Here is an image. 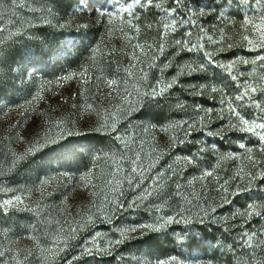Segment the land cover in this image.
I'll use <instances>...</instances> for the list:
<instances>
[{"label": "rangeland", "instance_id": "1", "mask_svg": "<svg viewBox=\"0 0 264 264\" xmlns=\"http://www.w3.org/2000/svg\"><path fill=\"white\" fill-rule=\"evenodd\" d=\"M249 3L252 9L242 5L240 0H183L175 13L181 21L180 27L169 39H187L191 30L195 42L197 29L190 28L183 21L189 10L204 11L206 15L200 17V23L209 34L220 40L219 30L224 29L223 47L233 45L216 57L217 63H227L234 58L252 60L257 52L249 50L246 43L239 46L240 33L243 32L240 24L244 16L256 15V9L261 7L260 0H249ZM123 6L124 0H17L16 4L12 0H0V13H3L0 15V39L4 41L0 45V70L3 71L0 75V172L4 173L0 176V202L13 195H22L24 199L23 206L5 215L0 213V251L9 256L16 252L23 256L30 251L33 256L29 260L38 264L39 248L53 247V238L59 229L68 228L69 222L78 221L79 214L88 211L93 200L91 185L103 186L114 167L111 157L115 154L118 158L121 154L114 147L111 135L93 128L103 122L106 113L119 103L118 96L113 99L115 93L109 95L107 80L117 79L120 91L124 92L126 85L123 81L127 77L124 69L133 64L130 59L133 49L126 47L129 42L119 31L124 27L121 23L124 14L118 12ZM83 13L87 15L82 16ZM107 13H112V24H109L110 17L105 16ZM45 20H51V24L44 23ZM26 21H31L34 27H26ZM150 21L153 17L146 16L142 23ZM233 21L236 22L235 27ZM66 23V27L57 26ZM83 24L87 26L80 27ZM110 27L113 28L111 37L108 35ZM17 30L23 35L9 39V32ZM138 42L153 44L156 35L142 30ZM202 42L208 44L207 38ZM208 50L212 51L210 44ZM136 51L139 54V50ZM177 51L168 47L163 54L156 52V63L161 67L169 62L172 64L164 73L169 81L177 76L181 66L188 63L201 62L205 66L204 71L179 76L178 84L170 90L167 98L145 99L138 111L118 125L126 139L132 137L135 141L130 143V148L139 150L143 144L145 152L156 148L157 152L166 153L156 167L157 171L166 173V186L145 202L147 208L124 209L112 224L98 222L80 233L79 239L71 242L74 247L61 264H66L74 255H80V249L75 245L82 244L95 232L114 240L119 238V228L152 222L155 204L163 205V211L169 214L190 208L195 215L197 205L203 207L205 201L209 212L211 207H217L216 217L220 223L206 219L203 223L172 224L164 231L142 236L133 234V238L116 246L111 255H80L74 264H124L120 258L127 260L132 255L144 256L151 261L175 256L181 264L264 262V250L244 247L238 242L242 231L260 232L264 229V217L252 216L247 222L245 217L238 216L235 221L231 219L233 213H246L250 204L257 205V210L264 212V179L255 181L247 191L233 196L229 193V203L224 204L222 197L225 193L219 190L220 185L224 180H230L239 168L247 170L248 161L246 158L243 163L225 160L220 162L219 168L216 167L221 155L235 153L243 156L245 154L239 145L255 147L257 140L247 133L227 132L226 129L223 136L207 135L208 131L219 132L222 124H227L219 116L226 115L228 109L224 107L221 112L220 94H211V88L222 89L229 97H235L236 86L227 73L209 63L202 54L185 50L177 55ZM139 67L148 71L150 77L160 75L158 69L147 65ZM241 68L246 73L255 69L253 74L257 80L254 83H260L258 78L264 72L258 65H241ZM84 69H88L85 76L91 78L88 84H84L79 75ZM68 75L73 79H61ZM201 86L206 89L204 94L194 93L195 89L199 92ZM37 91L41 92L43 99L33 101L29 106L27 101ZM178 102L184 104V111L175 109ZM74 104L79 106L78 111ZM88 104L93 108L85 112ZM198 107L213 109L211 122L205 117L206 127L201 126L200 117L204 112L197 111ZM241 111L251 119V109L241 107ZM61 120L74 133L65 135L13 168L15 157L23 155L32 143L42 140L46 132L56 135L55 124ZM184 120L189 123L195 121L196 128L200 130L192 131L187 137L171 128L168 132L160 131L161 127ZM49 124L53 127L49 128ZM184 128L187 130V125ZM177 136L188 141L172 147L170 141ZM202 146H215L216 152H201ZM132 154L128 152L129 156ZM96 157L100 159L96 161ZM185 158L191 159L192 165L186 164ZM88 171L93 175L90 186L86 188L80 176ZM205 171H213L214 174L204 177ZM41 181L46 183L41 185ZM236 187V184L231 185L233 191ZM221 204L224 206L220 207ZM28 207L37 211H29ZM223 217H228V221ZM229 224L233 226L228 227ZM181 236L184 239L178 242ZM40 264H44L42 259Z\"/></svg>", "mask_w": 264, "mask_h": 264}, {"label": "snow or ice", "instance_id": "2", "mask_svg": "<svg viewBox=\"0 0 264 264\" xmlns=\"http://www.w3.org/2000/svg\"><path fill=\"white\" fill-rule=\"evenodd\" d=\"M13 4H16L17 0H12ZM183 0H124V6L121 7L118 12L123 13L121 16V23L124 27L120 28L121 35L128 40V45L133 49L130 54V59L133 61L128 68L124 71L127 73V77L124 78L123 83L126 85L124 92L120 91L118 86L119 81L117 79H108L107 85L109 86V95L115 99L119 97V103L114 106V109L108 111L103 118V122L99 123L93 130H98L107 133L112 136L114 140V147L118 153H121L117 158L114 154L111 159L114 167L108 173L110 178L103 181V186L91 185L93 200L89 209L85 213H80V219L78 221L69 222L68 228H60L53 238V247L43 248L40 247V259L44 261V264H61V260L74 246L71 243L79 239V234L83 231L94 227L98 222L112 224L116 215L122 212L124 209H136L140 206L145 208L151 197L156 195L166 185L167 179L166 173L157 171L156 167L160 159L166 154L164 152H157L156 148H151L145 152L143 144H141L139 150H135L129 147L130 143L134 144L135 141L132 137L125 138V135L121 134L120 125L121 120H127L129 116L135 111H138L145 99H156V98H167L170 90L178 84V77L181 75H192L194 73L204 71V64L199 63H188L180 67L177 76H173L169 81L164 75L168 68L172 67L171 62L164 64L162 67L156 63L157 50L163 54L168 47L178 49L177 55L182 51L194 52L202 54L203 57L209 62L214 64L216 67L221 68L225 73L228 74L236 86L237 92L235 97H229L226 92L222 89L212 87L211 94H220L221 112L223 108L227 107L228 112L226 115L221 114L220 120L227 121V124H222L219 132L208 131L209 136H223L225 129L227 132L239 131L254 136L257 140L255 147H248L244 144H240L239 147L243 150L245 155L228 153L221 155L216 165L217 168L221 166L220 162L225 160H239L243 163L244 159L248 161L247 170L244 167L239 168L230 180H224L220 185V189L225 195L222 197L224 204H228L227 195L230 193L232 196L236 195L240 191H247L250 189L254 182L258 179H264V75L259 76L260 83H254L257 80V76L253 73H246L241 65H258L262 72H264V0H260V5L256 9V15L250 16L245 15L243 22L240 24V28L243 32L240 33V47H243L244 43L250 46L249 50L257 52L254 59L248 60L243 58H234L227 63H217L216 57L226 52L233 47L229 44L227 48L223 47V41L225 39L224 29H220V40H217L213 35L209 34V31L204 28L200 23V17L206 15L204 11H192L189 10L184 23H187L190 28L195 27L197 29L196 41L193 42L191 30L188 32L187 39L183 40H170L172 34L175 33L180 27L181 21L176 17L175 13L180 8ZM242 5H246L252 9V4L249 0H240ZM35 11V9H33ZM3 15V13H0ZM87 15L83 13L82 16ZM105 16L110 17L109 24H112V13H107ZM146 16H152L153 21L148 23H142V20ZM54 19V17H53ZM223 20L224 18L221 17ZM44 23L51 24V20H45ZM70 23V21L68 22ZM235 27V21L232 22ZM26 27L31 28L34 25L31 21L25 22ZM59 27H66V24L57 25ZM87 24L80 25V27H86ZM6 30V29H5ZM144 31H152L156 35V42L153 44L140 43L138 38L140 33ZM130 33H135L131 35ZM23 33L20 30L16 32H9V39L13 36H21ZM108 35H113V28L108 29ZM207 38L208 44L203 43L204 38ZM133 40H137L133 43ZM4 41L0 39V45H3ZM212 46V51L208 50V45ZM139 50V54L137 51ZM98 51V49H96ZM115 51V49H113ZM95 57L93 56V59ZM139 65H147L148 68L158 69L160 75L157 77H150L148 71H144ZM88 69H84L79 75L83 78V83L88 84L90 77H86ZM142 73V75H141ZM3 71L0 70V75ZM131 78V79H129ZM62 80H72L73 76L68 75L61 77ZM206 89L201 86V90L194 93L203 95ZM131 97V99H129ZM215 100V95L212 96ZM43 99L41 92L37 91L30 100L27 101L29 106L32 105L33 101ZM77 111L79 110L78 105H73ZM241 107H247L251 109V119L242 113ZM93 108L92 104H88L85 108V112ZM175 109L178 111H184L185 107L183 103L178 102L175 105ZM98 114V109L96 110ZM197 111L204 112V116L200 117L202 127H206L204 124L205 117L211 122L213 109H202L197 108ZM184 125H187L185 130ZM49 128L53 125L49 124ZM57 128L56 135H49L47 132L42 140H37L32 143L24 152L23 155L16 156L13 161V168L24 161L26 158L36 154L43 148L50 144H54L62 139L65 135L73 134V130L70 126L65 125L64 121H57L55 124ZM169 128L182 133L184 136H190L192 131H198L195 126V121L189 123L188 121H179L170 124L168 127H161L160 131L168 132ZM126 133V130H125ZM155 140V137H153ZM188 141L187 139H181L178 136L173 137L170 141L172 147H176L178 144ZM121 147L124 149L121 152ZM201 152L213 151L216 152L215 146H202ZM128 152H132L131 156ZM259 156V158H257ZM100 157H96L98 161ZM184 162L188 165H192V160L185 158ZM11 171L12 169H8ZM213 171H205L204 177H212ZM4 173L0 172V176ZM64 175H67L65 173ZM93 173L91 171L85 172L80 176L81 182L84 187H89L91 184V177ZM246 181V183H241ZM46 181H41V185ZM236 184V190H232L231 185ZM131 194V198H129ZM177 194L179 195V185H177ZM188 203H191L190 201ZM221 204L220 207H223ZM24 205V199L22 195H13L11 198L3 199L0 202V213L3 215L10 213V211L19 208ZM197 213L192 214L190 208L178 210L175 214H169L163 211V205L155 204L152 207V215L154 219L150 223H144L139 225L127 226L117 229L119 232L118 239H108L104 237L100 232H95L90 238L84 240L82 244L75 245L79 247L80 255H111L116 246L123 244L130 238H133V234L137 236L145 235L149 232H161L168 228L172 224H191L193 222L203 223L206 219L212 220L216 223H220L217 219V207L213 206L210 209L205 205L201 207L197 205ZM248 211L233 213L231 219L239 217H245V222L250 220L252 216L264 217V212L257 210V205L250 204ZM29 211H37L28 207ZM227 222L228 217H223ZM233 225L229 224L228 227ZM243 227V225H242ZM264 229L260 232H248L242 231L238 237V242L241 246L248 248H259L264 250ZM183 236L178 237V242H182ZM101 241H105L104 244ZM39 247V246H38ZM45 253H48L45 255ZM80 255H74L71 259L66 261V264H74V262L80 258ZM33 256L32 252H27L21 256L19 252L7 255L5 251H0V264H32L29 257ZM124 261V264H181V261L175 256H170L162 260L151 261L144 256L132 255L125 259L120 258ZM264 264V262H262Z\"/></svg>", "mask_w": 264, "mask_h": 264}]
</instances>
